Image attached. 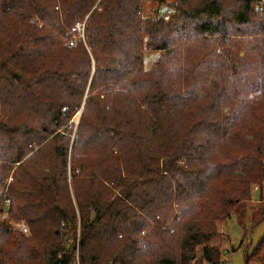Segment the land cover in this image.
I'll return each instance as SVG.
<instances>
[{
  "label": "trees",
  "instance_id": "16d2710c",
  "mask_svg": "<svg viewBox=\"0 0 264 264\" xmlns=\"http://www.w3.org/2000/svg\"><path fill=\"white\" fill-rule=\"evenodd\" d=\"M168 5L0 0V264H222L264 183V0Z\"/></svg>",
  "mask_w": 264,
  "mask_h": 264
},
{
  "label": "rangeland",
  "instance_id": "374dc122",
  "mask_svg": "<svg viewBox=\"0 0 264 264\" xmlns=\"http://www.w3.org/2000/svg\"><path fill=\"white\" fill-rule=\"evenodd\" d=\"M173 1L174 0H164L162 4L158 5L156 0H142L143 15L150 17L155 16L153 10L157 7L160 12L162 11L160 14L164 17V19L168 20L169 17L174 15V11H165L169 6L168 4H171ZM219 51L220 49L216 48L215 52L218 53ZM160 54L161 52L145 51L144 55L145 58H147L146 65H148L149 67L152 66L153 61H155ZM243 54L244 52L243 50H241L239 52V56H242ZM235 60H238V58L235 57ZM232 61L233 59L231 58H228L227 60L228 63ZM252 61H256L255 55H252ZM197 73L199 81L205 80L208 77L207 72H205V66H201ZM77 113L73 116L72 119L74 124H76L78 121ZM246 207L247 209L245 214L244 226L239 225L233 215L230 216L226 221L218 223V234L211 243L217 246L222 251V264H260L258 258L264 256L263 244L257 249L256 253L252 255L246 263V255L251 253L264 233V219L258 224L253 225L254 213H256L260 208L264 207V183L261 186L258 184H252L251 198L246 202ZM0 217L5 218V215L2 214ZM12 225L13 227H17V225H15L14 223ZM20 228L21 230H24L23 225H20ZM197 255H201L200 247L198 249Z\"/></svg>",
  "mask_w": 264,
  "mask_h": 264
},
{
  "label": "built area",
  "instance_id": "2783aa9c",
  "mask_svg": "<svg viewBox=\"0 0 264 264\" xmlns=\"http://www.w3.org/2000/svg\"><path fill=\"white\" fill-rule=\"evenodd\" d=\"M260 8H261V7H260ZM261 9H262V8H261ZM77 28H78L79 30H81V29H82V25H78Z\"/></svg>",
  "mask_w": 264,
  "mask_h": 264
},
{
  "label": "water",
  "instance_id": "95a60500",
  "mask_svg": "<svg viewBox=\"0 0 264 264\" xmlns=\"http://www.w3.org/2000/svg\"><path fill=\"white\" fill-rule=\"evenodd\" d=\"M78 115H79V111H78V113H77V118H78Z\"/></svg>",
  "mask_w": 264,
  "mask_h": 264
}]
</instances>
